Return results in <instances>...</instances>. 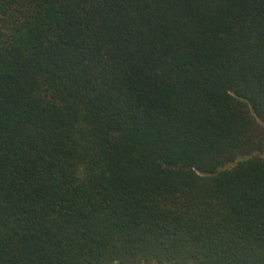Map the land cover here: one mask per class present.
I'll use <instances>...</instances> for the list:
<instances>
[{
  "label": "trees",
  "instance_id": "obj_1",
  "mask_svg": "<svg viewBox=\"0 0 264 264\" xmlns=\"http://www.w3.org/2000/svg\"><path fill=\"white\" fill-rule=\"evenodd\" d=\"M0 264H264V0H0Z\"/></svg>",
  "mask_w": 264,
  "mask_h": 264
}]
</instances>
